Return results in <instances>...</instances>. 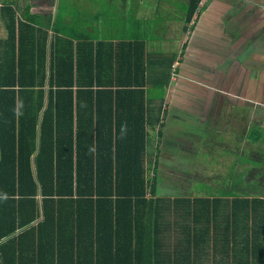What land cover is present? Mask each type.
<instances>
[{
  "label": "trees",
  "instance_id": "trees-1",
  "mask_svg": "<svg viewBox=\"0 0 264 264\" xmlns=\"http://www.w3.org/2000/svg\"><path fill=\"white\" fill-rule=\"evenodd\" d=\"M200 1L189 0L185 22ZM79 9L62 3L55 23L30 15L29 7L22 20L11 7L3 10L0 264H176L171 245L184 242L171 237L170 214L195 212L197 221L219 204L211 196L193 203L155 198L157 167L150 178L145 168L146 125L160 120L153 119L151 102L163 101L167 80L153 78L148 92L144 42L92 41L81 34L92 15ZM211 229L196 236L195 248L206 243L219 258L232 245L226 264L249 255L234 248L246 234Z\"/></svg>",
  "mask_w": 264,
  "mask_h": 264
},
{
  "label": "crops",
  "instance_id": "crops-1",
  "mask_svg": "<svg viewBox=\"0 0 264 264\" xmlns=\"http://www.w3.org/2000/svg\"><path fill=\"white\" fill-rule=\"evenodd\" d=\"M81 1L83 5L93 8L92 3L96 4L106 0ZM135 1L139 6L144 5V0ZM62 3L83 10L87 9L82 7L81 3L77 4L75 0H6V3L0 1V39L6 37L7 34L3 19V10L6 6L12 8L15 17L19 20L23 19V13L29 7L30 15H36L35 17H39L42 22L50 18V22L55 23L58 16L60 18L62 14ZM175 3L172 0L171 6ZM182 3L181 12L184 16L176 15L174 9L170 7L158 6L151 12L143 7L134 14V17L129 14L132 18L124 20L120 24L121 29L117 26L104 27L101 23L97 25L94 21L96 13L91 12L89 22L83 23L84 30L81 34L90 36L94 42L112 44L120 41L130 43L135 40L144 42L146 55L150 59L146 85L148 92L154 85L151 82L153 78L160 74L166 78L167 81L163 86L165 90L163 101L160 103L159 99H154L151 102L154 107L152 109L153 119L159 118L160 120L146 125L148 137L145 146V168L146 171L153 173L154 166H156L157 180L160 179L158 166L163 168L166 165L154 159V156H157L156 152L160 153L162 149L180 148L182 152L192 157L191 164H181L188 170L195 171L196 162L193 156H195L196 144H198L197 154L203 152L212 156L211 153L201 150L200 144L204 142L203 148H205L206 144L212 146L209 142L212 139L225 140L223 135L226 138L228 131L225 127V119L238 121L243 117L246 133H238L232 137L235 140V148L240 151L236 152L223 140L220 142L224 143V146L214 145L228 153L233 150L231 154L236 157L235 161L240 167L239 171H229V178L212 174L198 179L199 181L190 180L208 187L209 191L217 192L218 194L211 198L216 197L219 205L217 211L199 213L197 221L195 212L188 214V217H185V212H172L170 214V220L173 223L170 230L171 237L173 240H183L184 244H172L171 251L176 252L178 257L179 262L176 264H226L227 259L232 260L233 249L230 250L232 245L225 244L228 247L221 248L223 254L219 258L216 257L213 246L201 243L195 248L193 245L196 236H200L206 227H212L211 230L220 236L223 233L226 235L228 233L246 234V238L239 240L237 244L234 243V248L241 254L249 251V255L237 259L235 264L241 261L242 264H264V251H261L264 250V202L258 200L260 198L264 201V186H262L264 176L261 174L264 172V0H201L189 22H185L189 0H183ZM241 6L244 8L242 12L244 18L240 23H235L232 17L237 14L236 9L241 10ZM158 11L166 17L162 15L156 17ZM142 21L146 32L147 25L151 26V31L160 28L163 32H170L167 34L168 37L162 40L161 38L165 37L163 33L160 35L151 33L152 37L149 39L148 37L139 38V36L145 37V35H139V32H143ZM136 33L138 34L136 37L131 36ZM47 34L49 44L53 34L50 28ZM171 40H174L173 45L176 48L163 49L162 45ZM160 60L162 62L157 63ZM158 81L161 82L160 79ZM158 107L161 109L158 110ZM185 109L189 114L196 115L194 122L199 126V130L191 131L188 128L186 132L182 127V121L175 120V118L184 117ZM154 134H156V142H154L156 144L152 146L151 139ZM176 140L180 142L177 144ZM247 155L252 161L247 160ZM241 158L244 160L243 163L240 162ZM152 160L151 168L149 162ZM211 163L215 164L213 160H203L204 170L205 166ZM243 166L245 168L241 169ZM214 171L216 173V170ZM233 177L238 181L235 185L232 184ZM227 180H230V183ZM256 180L262 184L259 186ZM230 186H234L235 191L231 192ZM241 191L250 194L246 195ZM161 194L162 192L160 194L156 192L155 198H162ZM185 197L191 198V203L196 198L195 195L166 198L183 199ZM251 197L255 199L249 201ZM232 200L237 203V209L233 213L229 206ZM41 219L42 217L37 218L29 226L36 227ZM196 250L205 252L197 256ZM203 255L205 256L200 258ZM201 259L206 261L203 262Z\"/></svg>",
  "mask_w": 264,
  "mask_h": 264
},
{
  "label": "rangeland",
  "instance_id": "rangeland-1",
  "mask_svg": "<svg viewBox=\"0 0 264 264\" xmlns=\"http://www.w3.org/2000/svg\"><path fill=\"white\" fill-rule=\"evenodd\" d=\"M3 3H6V0H0ZM164 1V2H163ZM144 0V5L139 6V4L135 1V0H106V1H101L100 3H92V5L94 6L93 8H90L86 5H83L81 0H75V2L77 4L82 5V7H86V10H90L91 12H95V18L94 21L97 23V25H101L104 27H114L117 26L120 29L122 28V26L120 25L124 20H128L132 17H130L129 14H131L134 17V14L137 13V11H139V9L145 7L149 12H151V10L155 7L161 6V7H170L174 9V13H176V15L178 16H184V13H182V7L181 5L183 4V0H174L176 3L174 5L171 6L172 0ZM23 5V3H21ZM6 5V4H5ZM116 5V6H115ZM245 6H250V5H245ZM116 7V9H115ZM117 11V13H113L114 11ZM172 10V9H170ZM173 11V10H172ZM244 11V8H242L241 6V10L236 9L235 12H237L236 15H234L232 17V19H234L235 23H240L243 15L242 12ZM103 12V13H101ZM232 12V11H231ZM154 15V14H153ZM162 15V13H160V11L157 12V16L156 17H160ZM231 15V14H229ZM163 17H166L165 14L162 15ZM80 17V16H77ZM91 18V16L89 17ZM89 18L87 20V22H89ZM233 22V23H234ZM142 23V30L143 32H139V35H145V37H141L139 36V38L141 39H145L148 37V39L152 34L155 35H160L163 33V35L165 37H162V40H165L168 36L167 34L170 33L168 31H161L160 28L151 31V26H147L146 28H148L147 32L145 30V25ZM173 25V24H172ZM171 25V26H172ZM118 28V29H119ZM175 30V29H174ZM122 31V30H121ZM125 31V30H124ZM172 33V32H171ZM138 34L136 33L131 34L132 37H136ZM174 40L168 41L167 43L162 45L163 49H175L176 46H174ZM185 101H188L187 98H184ZM195 114L193 113H188L187 110L185 109V114L184 117H178L175 118L176 121H182V127L185 129V131L187 132V129H191L192 130H199V126L197 124H195L194 122V118H195ZM193 121L192 123L190 121ZM226 125L225 127L228 129L226 135L227 137L225 138V135H223V139H212L209 142L212 144V146L206 144L207 147L203 148V143L200 144V149L204 150L206 152L211 153L212 156L206 154V153H198V144H196V150H195V156H193L195 163V171H191L190 169L188 170V168H186L185 166H183L181 163L183 164H187V163H192V157L191 155H187L186 153L182 152V149L180 150V148L174 150V149H169V150H161L160 153H157V156H154V159L156 158V160H159V162H163L165 163L164 165H166L165 167H161L160 165L158 166V170H159V174H160V179L158 178L157 180V190L156 192L158 194H161V196L163 197H178V196H193L195 195L196 197H207V196H214L216 194H218L215 191H209L208 187H204L203 185H201L200 183H197L195 181H199L198 179L204 178L206 175H212V174H217L218 177H228V173L229 171L232 170H236L239 171L238 169L240 168L239 165H237V161H235L236 157L231 154V152H233V150H230V153H228V151L226 150H221L217 147H219L220 145L224 146L225 144H221L220 141H224L227 142L229 145L232 146V148L237 152L240 151L238 149H236V145H235V140H233L232 137L236 136L238 133H242L245 134V129L244 127L246 125H243V123L245 122V120L243 119V117L240 118V120L238 121H234L233 119H229L226 118ZM223 127V128H225ZM234 131V132H233ZM185 132V133H186ZM178 137V136H177ZM186 141V140H184ZM197 141V140H196ZM156 142V134H154V136H152L151 139V145L154 146V143ZM177 144L180 142V140H176L175 141ZM220 143V144H219ZM248 144V143H247ZM256 144V143H255ZM258 144H261L260 142H258ZM186 145V144H183ZM217 147H215V146ZM245 148V145H244ZM227 149L229 150L228 146ZM203 160H210V161H214L215 164H210V165H206V169L204 170L203 167ZM238 160V159H237ZM247 160L252 161V159L249 158V156L247 155ZM243 158L240 159V162L243 163ZM193 165V164H192ZM153 166V160L151 162H149V167L152 168ZM161 167V168H160ZM245 168V166H243L241 169ZM188 170V173H187ZM216 170V173L215 171ZM151 171H149L148 173V177L150 178L152 176ZM230 174V173H229ZM158 175V173H157ZM203 176V177H201ZM187 177V178H186ZM189 181L190 180H195V181ZM230 183V180H227ZM228 182H225V184H229ZM192 189H191V187ZM230 185V184H229ZM228 185V187H229ZM231 187V186H230ZM194 193V194H193Z\"/></svg>",
  "mask_w": 264,
  "mask_h": 264
},
{
  "label": "clouds",
  "instance_id": "clouds-1",
  "mask_svg": "<svg viewBox=\"0 0 264 264\" xmlns=\"http://www.w3.org/2000/svg\"><path fill=\"white\" fill-rule=\"evenodd\" d=\"M17 114H21L18 110H17ZM90 151L94 152L95 151V148L93 147L92 149H90Z\"/></svg>",
  "mask_w": 264,
  "mask_h": 264
}]
</instances>
